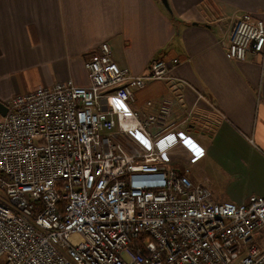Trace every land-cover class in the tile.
Listing matches in <instances>:
<instances>
[{
	"label": "built area",
	"instance_id": "2783aa9c",
	"mask_svg": "<svg viewBox=\"0 0 264 264\" xmlns=\"http://www.w3.org/2000/svg\"><path fill=\"white\" fill-rule=\"evenodd\" d=\"M264 58V18L246 12L228 54ZM163 57L142 75L103 42L73 80L16 95L0 115V264H264V196L216 201L188 167L164 156L183 121L174 101L135 108L148 80H169Z\"/></svg>",
	"mask_w": 264,
	"mask_h": 264
},
{
	"label": "crops",
	"instance_id": "0c3cea01",
	"mask_svg": "<svg viewBox=\"0 0 264 264\" xmlns=\"http://www.w3.org/2000/svg\"><path fill=\"white\" fill-rule=\"evenodd\" d=\"M168 3L171 11L163 0H0V101L67 80L88 86L85 60L103 42L135 75L159 57L168 65L179 58L171 78L148 80L133 106L174 101L190 156L176 148L173 158L214 200L264 196V58L228 54L234 21L246 12L264 18V0ZM178 137L173 131L164 142Z\"/></svg>",
	"mask_w": 264,
	"mask_h": 264
},
{
	"label": "rangeland",
	"instance_id": "374dc122",
	"mask_svg": "<svg viewBox=\"0 0 264 264\" xmlns=\"http://www.w3.org/2000/svg\"><path fill=\"white\" fill-rule=\"evenodd\" d=\"M197 131V128L191 131H186L187 134H191L192 136H195V132ZM177 134H179L182 138L183 136V131L181 130V128H177L176 129ZM176 148L171 149L165 156H164V160L165 163L168 165H175V167L177 166H187L186 161H184L182 158H173V154H178L177 151L175 150ZM179 155V154H178ZM180 156V155H179ZM182 160V161H181ZM0 193L2 195H4V192L2 190H0Z\"/></svg>",
	"mask_w": 264,
	"mask_h": 264
},
{
	"label": "water",
	"instance_id": "95a60500",
	"mask_svg": "<svg viewBox=\"0 0 264 264\" xmlns=\"http://www.w3.org/2000/svg\"><path fill=\"white\" fill-rule=\"evenodd\" d=\"M164 5L171 11L168 0H163ZM8 111V106L0 101V115L5 116Z\"/></svg>",
	"mask_w": 264,
	"mask_h": 264
}]
</instances>
